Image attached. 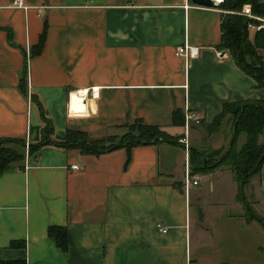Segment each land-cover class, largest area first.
Returning a JSON list of instances; mask_svg holds the SVG:
<instances>
[{
  "label": "crops",
  "instance_id": "1",
  "mask_svg": "<svg viewBox=\"0 0 264 264\" xmlns=\"http://www.w3.org/2000/svg\"><path fill=\"white\" fill-rule=\"evenodd\" d=\"M14 1L0 0V137L39 141L42 123L29 98L35 93L57 140L68 130L103 139L140 119L179 139L186 132L189 149L159 142L91 155L45 145L28 155L25 146L22 165L0 173V261L264 264V226L247 220L231 170L194 173L198 184L185 183L193 146L228 141L222 127L207 145L205 135H194L198 125L224 103L264 99V87L218 49L225 11L191 0ZM44 24L43 50L30 57ZM255 30L249 26L250 40ZM184 44L198 54L177 56ZM25 60L27 96L19 90ZM78 89H88L86 115L69 107ZM187 110L201 120L185 131L173 113ZM244 192L264 215V162ZM50 227L66 231V249Z\"/></svg>",
  "mask_w": 264,
  "mask_h": 264
},
{
  "label": "trees",
  "instance_id": "2",
  "mask_svg": "<svg viewBox=\"0 0 264 264\" xmlns=\"http://www.w3.org/2000/svg\"><path fill=\"white\" fill-rule=\"evenodd\" d=\"M250 5L251 16L242 13L243 6ZM219 8L222 13L221 35L219 50H228L234 63L247 75L252 77L258 87H264V1L260 0H223ZM256 26L253 40L249 39V26ZM259 25L263 27L258 28ZM11 42V35L8 33ZM46 40V24L40 34L38 44L31 46L30 57L38 56ZM27 64L23 65L19 79V90L27 96L26 87ZM35 105L41 120L40 139L36 143H29L27 154H32L45 145L62 148H75L83 154L100 155L119 148L131 149L133 146L157 144L159 142H173L180 144L179 138L171 136L159 126L149 125L140 119L123 126L120 134H109L103 139H90L84 132H66L63 140L54 138L53 121L35 93L29 95ZM173 120L177 124L184 123V116L173 113ZM207 140L219 132L222 127L228 129V141L220 148L194 147L190 151V172L207 173L221 166H227L233 173L238 184L237 199L248 209L245 211L247 220L258 219L264 226V216L258 214L251 206L244 192V187L251 177L259 174L264 162V99L227 102L210 123L202 121ZM244 133L245 141L238 144V136ZM233 136V143L230 139ZM26 141L21 137H0V173L21 166L25 159ZM49 235L56 243L66 249V231L60 227H50ZM12 245V243H11ZM0 264H25V262H3Z\"/></svg>",
  "mask_w": 264,
  "mask_h": 264
},
{
  "label": "built area",
  "instance_id": "3",
  "mask_svg": "<svg viewBox=\"0 0 264 264\" xmlns=\"http://www.w3.org/2000/svg\"><path fill=\"white\" fill-rule=\"evenodd\" d=\"M214 4H216L217 6L222 2V0H212ZM14 4L17 6H21L22 5V0H15ZM243 13L245 15L251 16L250 12H249V7L246 6L243 9ZM264 22V19H261ZM263 27V25H259L258 28ZM175 54L177 56H183L185 58L188 57H193L196 56L198 54V47H192L189 46L188 44H184L183 46L177 47ZM201 117L199 116V114L196 111H190L187 110L185 111L184 114V124H185V131L188 130V126L192 123L198 124L200 123ZM187 134L185 132V135L179 139V142L181 144H183V147L185 148L186 151H188L189 149V143L187 140ZM26 147H28V143H26ZM188 166V165H187ZM71 168L73 170H79L81 167L77 164L71 165ZM199 178L197 175H193L190 172V169H188L187 167V171L185 173V183L186 185H196L198 184ZM159 230H161L162 232H165L167 227L166 226H161L158 225Z\"/></svg>",
  "mask_w": 264,
  "mask_h": 264
},
{
  "label": "clouds",
  "instance_id": "4",
  "mask_svg": "<svg viewBox=\"0 0 264 264\" xmlns=\"http://www.w3.org/2000/svg\"><path fill=\"white\" fill-rule=\"evenodd\" d=\"M95 91V90H94ZM88 89H78L77 91H73L69 93L70 97V109L78 107L81 114H87L88 106L84 104L82 101L87 97ZM95 98H98V93H96Z\"/></svg>",
  "mask_w": 264,
  "mask_h": 264
},
{
  "label": "rangeland",
  "instance_id": "5",
  "mask_svg": "<svg viewBox=\"0 0 264 264\" xmlns=\"http://www.w3.org/2000/svg\"><path fill=\"white\" fill-rule=\"evenodd\" d=\"M199 127H201L200 125H198ZM196 137H200V135H202V136H204L205 135V132H204V130L202 129V128H199V129H197V132L194 134ZM245 141V134L244 133H241L239 136H238V144L240 145V144H242L243 142ZM205 143L208 145L209 144V141L208 140H206L205 141ZM205 144V145H206ZM209 146H207L206 148H208ZM211 176H214L215 177V179H217V178H219V179H221L223 176H219V175H217V172H215V173H213V175H211ZM210 176V177H211ZM210 182H212V180H209ZM206 185H208V182H206L205 184H204V186H206ZM248 200V199H247ZM248 202H250L249 200H248ZM262 216H264V215H262Z\"/></svg>",
  "mask_w": 264,
  "mask_h": 264
},
{
  "label": "water",
  "instance_id": "6",
  "mask_svg": "<svg viewBox=\"0 0 264 264\" xmlns=\"http://www.w3.org/2000/svg\"><path fill=\"white\" fill-rule=\"evenodd\" d=\"M194 4L201 5V6H217L216 4L213 3L212 0H191ZM233 143V136L230 139V145ZM264 158V155L262 156L261 160Z\"/></svg>",
  "mask_w": 264,
  "mask_h": 264
},
{
  "label": "bare ground",
  "instance_id": "7",
  "mask_svg": "<svg viewBox=\"0 0 264 264\" xmlns=\"http://www.w3.org/2000/svg\"><path fill=\"white\" fill-rule=\"evenodd\" d=\"M73 109H75V111L78 109V107H76V108H73Z\"/></svg>",
  "mask_w": 264,
  "mask_h": 264
}]
</instances>
